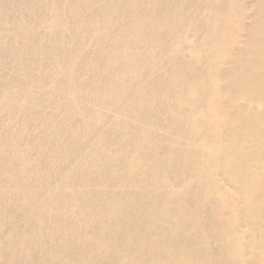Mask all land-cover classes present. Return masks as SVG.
<instances>
[{
    "label": "bare ground",
    "instance_id": "6f19581e",
    "mask_svg": "<svg viewBox=\"0 0 264 264\" xmlns=\"http://www.w3.org/2000/svg\"><path fill=\"white\" fill-rule=\"evenodd\" d=\"M0 264H264V0H0Z\"/></svg>",
    "mask_w": 264,
    "mask_h": 264
}]
</instances>
